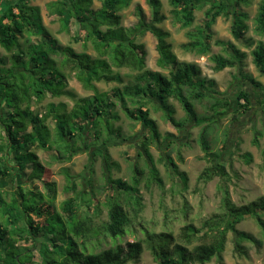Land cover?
Instances as JSON below:
<instances>
[{"label":"trees","instance_id":"16d2710c","mask_svg":"<svg viewBox=\"0 0 264 264\" xmlns=\"http://www.w3.org/2000/svg\"><path fill=\"white\" fill-rule=\"evenodd\" d=\"M100 1L101 7L98 9L94 8L93 0H59L47 6L59 18L62 30L72 33L75 42H81L86 48L92 45L98 54L94 57L71 47L58 46L57 39L43 26L37 8L18 3L5 4L4 0H0V45L8 51H15L10 66L6 58H0V128L7 141L0 144V182L9 178L17 181L21 175L16 170L23 174L26 171L29 172V181L40 180L48 192L43 194L35 188L30 189L27 183L20 184L12 193L3 194L0 191V213L3 216L0 219V264H128L137 260L143 252V243L139 241L116 244L113 248L98 252H89L87 242L93 236L110 237L115 242L127 235L131 218L120 197L127 195L133 199L136 207L141 208L139 181L136 180L134 185L113 181L117 185L109 186L113 196L106 200L107 221L96 227L93 217L82 213L83 204L91 208L99 203L95 197L88 196L89 190L83 188L87 199L84 196L82 200L70 196L62 202L59 211L54 209L56 197L51 194L56 193V188L48 182L51 171L43 165L34 150H55L58 160L70 162L83 148L104 145L94 155L103 157L110 172L116 163L107 153V145L113 137L125 140L120 128L115 126L121 119L117 111L120 108L129 119L146 129L147 135L143 136L142 152L139 153L147 157L151 177L162 187L163 181L149 151V145L159 142L161 134L156 122L150 117L147 105L151 103L150 99L158 100L165 119L174 127H182L183 123L176 120L173 107L168 103L173 97L182 105L188 118L198 124H205L199 141L206 157L211 158L213 164L198 179L199 182L208 183L215 176L220 177L222 183L218 191L222 212L204 222L203 233L202 229L185 226L181 243H177L170 233L148 232L144 242L148 244L154 259L158 264H208L214 258L222 260L229 233L235 234V247L243 255H246L243 242L262 247L263 240L239 231L237 226L245 219L252 218L264 235V196L242 206L234 204L226 167L224 164H214L218 154L212 151L209 141V135L222 120L231 116V121L237 122L251 110V95L241 90L237 96L238 108L231 114L230 98L217 92L215 81L203 78L197 64L179 61L167 41L169 33L160 27L166 20L161 12L160 0H146L152 10V20H148L143 9L137 6L138 21L131 28L122 25L120 15L122 10L129 7L131 0ZM168 2L172 8L173 22L182 29H189L186 33L188 42L181 45L186 52L205 56L211 52L213 43L223 47L228 57L214 55L211 59L218 72L228 67H238L247 56L232 42L213 40L214 26L220 17L232 20L231 35L235 40L245 37L249 29V16L243 6L249 0ZM206 5L210 8L205 12L204 23L195 26L196 10ZM256 25L257 31L264 35V1L260 4ZM74 27L77 30L73 31ZM147 32L156 38L158 65L168 74L147 68L145 45L136 41L138 35ZM22 36L36 38L24 47ZM252 56L256 68L264 74L262 43L257 44ZM55 57L61 59V64ZM66 67L76 72V79L84 88L92 91V95L79 97L74 91L68 90V78L63 73ZM122 69L134 71L133 84L115 87L109 92L98 89L97 83L100 82H121ZM240 73L246 81L260 86L253 77ZM186 89L190 90L189 95L184 93ZM47 94L53 97L68 96L75 105L71 111L51 108L40 116L33 106L42 103ZM189 97L198 100L209 97L212 100L210 113L199 117ZM261 109L264 115V102ZM48 118L54 122V137L46 124ZM228 137L229 134L225 135V142ZM87 139L93 140V144L88 143ZM254 144H259L258 138H255ZM4 153L5 157L2 156ZM9 160L14 163L11 164ZM172 166L176 168L175 164ZM135 172L139 173L137 169ZM67 176L66 192H73L75 185L72 177ZM200 240L206 242L189 249Z\"/></svg>","mask_w":264,"mask_h":264},{"label":"rangeland","instance_id":"374dc122","mask_svg":"<svg viewBox=\"0 0 264 264\" xmlns=\"http://www.w3.org/2000/svg\"><path fill=\"white\" fill-rule=\"evenodd\" d=\"M56 1L59 0H4L3 3H18L21 6L25 4L28 7L37 8L40 11L43 26L57 39L58 46L71 47L77 52H87L97 57L98 54L91 44L86 48L81 42L73 40L72 33L69 34L62 30V23L59 18L47 9L48 4ZM160 1L162 3L161 12L166 16V20L160 27L169 33L170 36L167 41L172 45V50L179 61L197 64L201 69L203 78L215 81L214 88L217 92L223 94L226 98H230L231 114L238 108L237 96L241 90H245L251 95L252 105L249 112L241 116L237 122H232L231 116L222 120L213 133L209 135L212 151L218 154L214 164L216 166L224 164L229 175L228 186L233 203L237 206L249 204L264 196V115L261 109L264 102V74L256 68L252 56V51L257 44L262 43L264 45V35L257 31L256 25L259 7L264 0H249V3L243 6L249 16L247 20L249 29L245 37L239 41L231 35L232 20H226L222 17L217 19L214 26L213 41L221 39L232 42L238 49L247 54L238 67H228L219 72L215 70V63L211 60L212 56L223 55L227 58V51L213 43L211 52L208 55L201 56L186 52L181 45L188 42L186 33L189 29H182L173 22L172 8L168 0ZM93 6L95 9L100 8L101 1L93 0ZM137 6L143 9L148 20H152V10L147 5L146 0H131L129 7L120 12L124 27L131 28L137 24ZM209 8V5H206L196 10L195 26L204 23L205 12ZM15 12L18 13L19 10L16 9ZM72 30L75 31L77 28L74 27ZM72 30L71 32H73ZM35 38L22 36V46L25 47L31 39L34 41ZM136 38L137 43L144 44L147 50V68L168 74L166 70H162L158 65L159 55L156 49V38L150 32L138 35ZM13 54H15V51H8L0 45V58H6V63L9 66L13 63L11 60ZM55 58L61 64V59H58L59 57ZM240 72L253 77L260 86H254L243 79ZM63 73L68 78V90L74 91L79 97L93 94L76 79L75 71L66 67L63 68ZM120 74L121 82H100L97 83L98 89L101 92H109L115 87L122 88L127 84H133L134 71L122 69ZM189 91L186 89L184 93L189 95ZM189 99L199 117L210 113L209 107L212 100L209 97L201 100L193 97H189ZM150 100L151 103L147 105V109L150 112V117L157 124L161 139L159 142L149 145V151L163 181L162 187L152 179L147 165V157L140 156L139 153V151L142 152L143 136L147 135L146 129L142 124L129 119L120 108H117V111L120 113L121 119L115 126L120 128L119 130L125 140L113 137L107 145V153L110 154L111 160L116 163L110 172H108L103 157L94 155V152L104 147V145L98 148L93 145L88 149L83 148L70 162L58 160L55 150H34L43 165L51 171L48 182L53 183L56 188V193L51 194V196L56 197L53 205L54 209L59 211L62 202L70 196L82 200L85 195L83 194V188L85 191L89 190L88 196L95 197L99 203L97 206L87 208L82 202V213L93 217L96 227L107 221L106 200L113 196L109 186L117 185L113 181L120 180L129 185H134L136 180L139 181L138 195L142 201L141 208L136 207L133 199H129L127 195L120 197L131 218L127 235L115 242L110 237L93 236L92 238L89 237L87 242L89 252L113 248L116 244L125 245L134 241L143 243V252L139 258L128 264H158L148 248V244L144 242L148 232L150 234L170 233L177 243H181V235L185 226L202 229L201 233H203L205 230L203 228L204 222L222 212L221 196L218 191V186L222 183L220 177L215 176L208 183L199 182L198 179L200 174L213 164L210 161L211 158L206 157L199 141L202 127L205 124H198L194 119L188 118L182 105L173 97L169 99L168 103L173 107L176 120L183 123L182 127H174L165 119L158 100ZM240 103H243V101ZM74 105V100L68 96L53 97L47 94L42 103L34 104L33 109L37 113L39 112L41 116L51 108L53 110L63 108L71 111ZM46 124L50 127L54 137L53 119L48 118ZM227 134H229V137L225 142V135ZM255 138L259 140L258 145L254 144ZM93 140L87 139L88 143L91 142L92 144ZM1 143L5 144L7 141L0 128ZM2 156L5 157L6 153ZM9 161L11 164L14 163L12 160ZM172 164H175L176 168ZM135 169L138 170V174ZM16 172L21 175V178L17 177V181H12L9 178L1 181L2 183L0 182V191L3 194L5 192L12 193L23 183H27V187L30 189L35 188L36 191L43 194L48 193L46 186L40 180H28L29 172L25 171L24 174L19 170H16ZM67 175L72 177L73 185H75L73 192H66ZM84 199H87V197L84 196ZM0 219H3L1 213ZM237 229L252 235L255 239L263 240V246L258 247V245L251 242H243L246 249V255H243L235 247V234L229 233L222 260L214 258L208 264H264V235L255 220L247 218L237 226ZM202 242L206 241H196L189 249Z\"/></svg>","mask_w":264,"mask_h":264},{"label":"crops","instance_id":"0c3cea01","mask_svg":"<svg viewBox=\"0 0 264 264\" xmlns=\"http://www.w3.org/2000/svg\"><path fill=\"white\" fill-rule=\"evenodd\" d=\"M200 68V67H199ZM201 70V69H200ZM155 71V70H154ZM203 75V74H202ZM2 183V182H1Z\"/></svg>","mask_w":264,"mask_h":264}]
</instances>
